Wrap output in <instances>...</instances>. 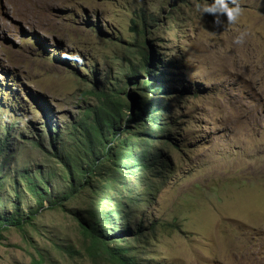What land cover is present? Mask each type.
I'll use <instances>...</instances> for the list:
<instances>
[{"label": "rangeland", "instance_id": "1", "mask_svg": "<svg viewBox=\"0 0 264 264\" xmlns=\"http://www.w3.org/2000/svg\"><path fill=\"white\" fill-rule=\"evenodd\" d=\"M211 2L0 0V217L25 218L40 193L47 198L24 231L0 229V264H36L40 255L43 264H94L71 210L95 195L82 190L53 208L48 198L71 186L59 156L72 148L71 124L96 104L92 93L140 95L153 80L141 51L168 97L158 96L172 124L163 147L170 165L153 204L118 222L131 240L123 241L140 263L264 264V0H240V21L220 27L195 8ZM143 219L159 221L157 232L134 241Z\"/></svg>", "mask_w": 264, "mask_h": 264}, {"label": "trees", "instance_id": "2", "mask_svg": "<svg viewBox=\"0 0 264 264\" xmlns=\"http://www.w3.org/2000/svg\"><path fill=\"white\" fill-rule=\"evenodd\" d=\"M141 33H145V29ZM141 55L142 67L153 80L145 78L142 81L138 88L140 95L122 96L119 89L111 86L92 93L96 104L88 107L78 122L71 124L72 148L59 156L60 164L70 175L71 186L61 197L48 198L49 207L53 208L58 204L63 207L66 200L81 194L82 190L87 189L95 195L89 207L71 210L83 234L89 239L85 242V249L94 264L98 263V258L106 264H148L139 262L132 242L123 241L130 240L129 237L118 229L119 221L127 223L131 220L130 214L153 204L161 183L165 181L164 170L170 165L169 155L163 152L165 143L172 141V124L165 115L168 107L162 100L168 97L164 87L157 84L159 73L155 70L158 66L151 68L148 51H141ZM132 70L135 75L139 73L136 67ZM149 93L156 95L157 99L152 100ZM160 95L162 98L158 97ZM124 127L125 133L121 131ZM112 141L115 145L109 146ZM157 141H162L163 146ZM74 143L77 145L75 152L72 151ZM98 152L100 156H97ZM40 194L39 208L25 218L0 217V229L15 226L24 231V225L32 220V215L47 200L43 198L46 196L44 193ZM159 223L153 220L145 224L144 219L140 220L131 237L134 241L147 239L156 234ZM66 250L70 255L80 253L71 244ZM46 260L44 255H40L35 262L43 264Z\"/></svg>", "mask_w": 264, "mask_h": 264}, {"label": "clouds", "instance_id": "3", "mask_svg": "<svg viewBox=\"0 0 264 264\" xmlns=\"http://www.w3.org/2000/svg\"><path fill=\"white\" fill-rule=\"evenodd\" d=\"M195 8L202 15L207 14L213 16V24L217 27L225 26V24H236L244 15V8L240 0H212L211 3H196ZM222 17H226V21ZM247 35V29L240 31L234 38V43H244ZM65 58L73 59L70 54H65Z\"/></svg>", "mask_w": 264, "mask_h": 264}]
</instances>
